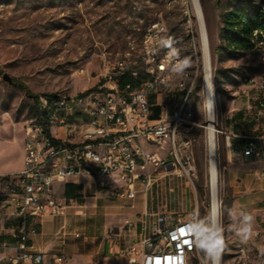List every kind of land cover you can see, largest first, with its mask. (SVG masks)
I'll return each mask as SVG.
<instances>
[{
    "label": "rangeland",
    "instance_id": "obj_1",
    "mask_svg": "<svg viewBox=\"0 0 264 264\" xmlns=\"http://www.w3.org/2000/svg\"><path fill=\"white\" fill-rule=\"evenodd\" d=\"M200 3L208 36L214 93L219 222L225 245L221 264H264V232H251L249 238L242 241L233 229L239 219V212H232L237 181L225 168L230 160H236L242 153V138L233 135L264 136V115L257 114L259 100H264V93L260 91L264 49L257 44L250 51L213 54V50L223 43L225 12L236 8L248 11L261 8L263 0H200ZM156 23L165 27L159 35V45L165 46L162 41L170 40L181 59L187 58L190 62L185 72L176 73L174 79L183 82L187 90L192 89L187 107L196 122L192 136L198 172L194 183L173 175H161L148 191L154 211L151 218L154 220L156 213L163 212H180L185 217L198 213L199 219L209 217L206 69L202 30L193 0H0V147H3L5 157L3 164L8 168L20 165V147L24 146L28 128L34 124L40 110L35 95H39L40 100L48 95L82 96L99 83L105 60L121 58L127 51L132 53L130 61L139 71V79H144L145 34ZM4 73L25 84L27 89L4 80ZM185 93L179 91V97ZM151 101L155 105L158 103L154 97ZM181 101L182 98H164L163 106L159 105L160 116L172 114ZM55 131L53 127L52 132ZM259 146L263 156L262 159L253 158L257 163L251 174L255 187L264 188V182L255 179L256 171L264 169V138L259 141ZM167 150L168 146L162 151ZM258 202L255 228H264L261 221L264 198ZM78 233L77 239L82 240L84 230L80 228ZM191 264H200L198 255L193 257Z\"/></svg>",
    "mask_w": 264,
    "mask_h": 264
},
{
    "label": "built area",
    "instance_id": "obj_2",
    "mask_svg": "<svg viewBox=\"0 0 264 264\" xmlns=\"http://www.w3.org/2000/svg\"><path fill=\"white\" fill-rule=\"evenodd\" d=\"M164 30L156 23L145 34L144 79H139V71L130 61L132 53L127 51L121 58L105 60L99 83L92 92L41 99L39 113L49 120L50 132L35 121L28 128L22 169L0 174V211L19 220V250L8 258L7 264L45 263V253L28 246L30 237L38 232L36 224L29 220L65 214L67 206L57 200L53 190L57 180L86 175L106 186V178L116 175L124 183L117 194L131 199L137 195V183L148 192L162 176L173 175L194 183L198 167L192 129L196 122L187 107L192 89L187 90L183 82L174 79L176 73L171 69L177 58L168 54L176 47L172 43L171 47L159 45L158 38ZM261 33L259 44L264 49V32ZM125 75L133 82L121 85ZM179 91L186 93L179 97ZM260 91L264 93V76ZM153 97L162 106L164 98L182 101L172 114L152 118V108L157 106L151 101ZM257 114L264 115V100H259ZM240 137L247 140L243 154L262 159L259 138ZM142 142L162 150L168 146V150L165 155L146 152ZM256 179L264 180V169L257 172ZM193 217L199 218L198 213L189 217L180 212L157 213L150 225L145 220H127L129 228L141 223L142 232L122 251L124 264H191L195 255L202 264L204 254L200 255L188 231ZM66 260L64 255L54 257L55 264Z\"/></svg>",
    "mask_w": 264,
    "mask_h": 264
},
{
    "label": "crops",
    "instance_id": "obj_3",
    "mask_svg": "<svg viewBox=\"0 0 264 264\" xmlns=\"http://www.w3.org/2000/svg\"><path fill=\"white\" fill-rule=\"evenodd\" d=\"M247 136L258 137L259 141L264 138L256 135ZM142 144L146 152H157L160 155L166 153L144 142ZM24 146L20 147L21 162L16 168H8V165L3 164L5 157L3 147H0V174H11L22 169ZM241 150L242 153L236 160H230L225 166L232 178L237 181L232 212H248L252 217L251 232L262 233L264 228H255L254 214L259 208L258 201L264 198V188H256L253 183L251 171L257 161L243 154L242 144ZM105 181L106 186H101L96 178L86 175L55 181L53 190L57 200L67 206L65 214L46 215L29 220L36 224L38 232L30 237L28 246L31 250L45 253L44 264H55L56 255L67 257L63 264H85V262L124 264V260L121 259L122 251L134 243L142 232L141 223L129 228L126 225L127 220L134 222L145 220L150 225L153 221L151 214L154 211L149 202L148 192L142 189L140 183L136 185L138 189L136 197L131 199L117 194L118 188L124 187V183L116 175L106 178ZM257 181L264 182V180ZM18 221L17 217L8 216L0 211V263L2 264H7L8 258L19 250ZM261 221L264 223V210ZM80 228L85 232L82 240L77 239L80 235L76 236Z\"/></svg>",
    "mask_w": 264,
    "mask_h": 264
},
{
    "label": "trees",
    "instance_id": "obj_4",
    "mask_svg": "<svg viewBox=\"0 0 264 264\" xmlns=\"http://www.w3.org/2000/svg\"><path fill=\"white\" fill-rule=\"evenodd\" d=\"M255 31H258L255 34ZM264 32V0L261 8L246 10L243 8H236L228 10L224 14V26H223V43L220 44L217 48L213 50V54L216 55L221 51L235 52V51H250L255 48V46L262 41ZM1 72V66H0ZM214 81H217V77H214ZM12 82L27 89L26 85L22 82H19L16 79H13ZM128 82H133L132 78L129 75H125L121 80V85H125ZM95 88H92L85 93H90ZM48 98H54L55 96L48 95ZM36 106L41 107V100L39 95L34 96ZM160 108L159 106L155 107L154 118L160 117ZM36 121L44 125L45 130L50 132V122L44 116H41L38 112ZM246 139H241V144L246 143Z\"/></svg>",
    "mask_w": 264,
    "mask_h": 264
},
{
    "label": "clouds",
    "instance_id": "obj_5",
    "mask_svg": "<svg viewBox=\"0 0 264 264\" xmlns=\"http://www.w3.org/2000/svg\"><path fill=\"white\" fill-rule=\"evenodd\" d=\"M162 43L165 46L171 47L170 40H164ZM172 58H177L176 63L172 67V72L183 74L185 69L190 66L187 58L178 59L179 52L176 49H171L168 54ZM207 82V81H206ZM238 222L233 225V229L242 241H246L252 231V217L246 212H239ZM188 231L194 237L195 247L204 253L202 264H221V255L224 250L223 228L213 213L211 216L204 219L193 217L189 222Z\"/></svg>",
    "mask_w": 264,
    "mask_h": 264
},
{
    "label": "bare ground",
    "instance_id": "obj_6",
    "mask_svg": "<svg viewBox=\"0 0 264 264\" xmlns=\"http://www.w3.org/2000/svg\"><path fill=\"white\" fill-rule=\"evenodd\" d=\"M199 23L202 30L203 43H204V56H205V69H206V116H207V131H208V154H209V184H210V216L215 213L219 220V186H218V170L216 163V153H215V107H214V93L211 84L210 77V58H209V48H208V36L206 30V24L204 19L203 8L201 6L200 0H193Z\"/></svg>",
    "mask_w": 264,
    "mask_h": 264
},
{
    "label": "water",
    "instance_id": "obj_7",
    "mask_svg": "<svg viewBox=\"0 0 264 264\" xmlns=\"http://www.w3.org/2000/svg\"><path fill=\"white\" fill-rule=\"evenodd\" d=\"M205 76H206V72H205ZM3 79L9 82L12 81V78L7 73L3 74Z\"/></svg>",
    "mask_w": 264,
    "mask_h": 264
},
{
    "label": "snow or ice",
    "instance_id": "obj_8",
    "mask_svg": "<svg viewBox=\"0 0 264 264\" xmlns=\"http://www.w3.org/2000/svg\"><path fill=\"white\" fill-rule=\"evenodd\" d=\"M181 231H183V229H181Z\"/></svg>",
    "mask_w": 264,
    "mask_h": 264
}]
</instances>
